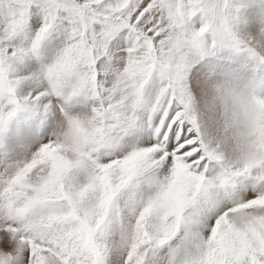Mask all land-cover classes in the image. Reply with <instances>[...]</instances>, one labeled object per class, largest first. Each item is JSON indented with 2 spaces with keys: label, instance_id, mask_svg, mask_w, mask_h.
Listing matches in <instances>:
<instances>
[{
  "label": "snow or ice",
  "instance_id": "obj_1",
  "mask_svg": "<svg viewBox=\"0 0 264 264\" xmlns=\"http://www.w3.org/2000/svg\"><path fill=\"white\" fill-rule=\"evenodd\" d=\"M0 264H264V0H0Z\"/></svg>",
  "mask_w": 264,
  "mask_h": 264
}]
</instances>
